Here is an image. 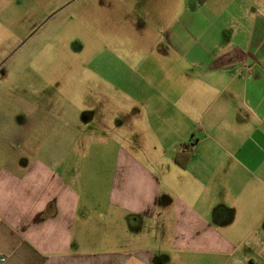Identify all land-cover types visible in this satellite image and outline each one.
I'll return each instance as SVG.
<instances>
[{"label":"crops","instance_id":"crops-1","mask_svg":"<svg viewBox=\"0 0 264 264\" xmlns=\"http://www.w3.org/2000/svg\"><path fill=\"white\" fill-rule=\"evenodd\" d=\"M152 1L80 66L94 79L61 116L0 121V264H264V0H158L141 45ZM116 2L0 0V56L73 24L87 37ZM45 132L63 143L29 145Z\"/></svg>","mask_w":264,"mask_h":264},{"label":"rangeland","instance_id":"rangeland-1","mask_svg":"<svg viewBox=\"0 0 264 264\" xmlns=\"http://www.w3.org/2000/svg\"><path fill=\"white\" fill-rule=\"evenodd\" d=\"M118 1L119 3L116 2L117 5L114 8H104L102 23L97 22V28L89 27L88 25L87 37H82L85 36L84 31L81 30L78 24H73L69 32L71 39H67L66 35L63 36L62 32L55 33L53 40L47 39L45 34L40 37L36 35L29 38L27 44L14 54L0 56L2 63H5L0 70V121L3 126L10 127L13 125V121L17 122L25 113L38 111L39 108L54 112L56 114L55 117L61 116V102L64 90L66 92L70 91L71 94H76L75 96H77L84 80L90 76L87 73L89 71H83L82 73L80 66L83 63L93 62L95 51L100 49V46L108 47L106 48L107 52H111L109 50L110 44L114 41L110 40L111 29H115L116 27L124 28L125 25L118 22L127 13L130 15L133 2H141V0H128L129 8H127L120 0ZM151 5L152 10H154V18H150L145 31L151 36L149 38L134 39L138 40L141 45H144L147 39L152 40L160 25L158 20V0L152 1ZM142 6L143 4H141ZM88 16L90 15L88 14ZM116 23L118 26L114 25ZM132 33L131 27L119 30V44L126 41L127 34L131 36ZM130 36L129 42L131 41ZM102 53L103 60L110 58L109 53H106V51L103 50ZM90 77L94 79L93 74ZM86 95L91 97L89 100H93V97H95L90 91ZM57 121L61 122V120ZM34 138L35 140L30 141L31 144L29 145L42 144L41 146L45 148L48 142L63 143L62 135H47L46 132ZM87 142L88 139H83L80 146H86L84 143ZM93 142V138L89 140V143ZM40 153L44 154L46 152L42 150ZM86 153L88 158H91V155H93L91 151H86ZM79 154L86 156L83 152L80 153L79 151L73 152L72 158L78 157ZM107 155V157H110L112 152H107ZM260 232L258 230L255 234H259ZM261 251L264 252V246L257 248L258 253H261ZM168 264H251V262L246 261L245 263L233 259L228 261L210 259V257H199L192 260L183 259L181 262H171Z\"/></svg>","mask_w":264,"mask_h":264},{"label":"built area","instance_id":"built-area-1","mask_svg":"<svg viewBox=\"0 0 264 264\" xmlns=\"http://www.w3.org/2000/svg\"><path fill=\"white\" fill-rule=\"evenodd\" d=\"M6 261V258H2V262H5Z\"/></svg>","mask_w":264,"mask_h":264}]
</instances>
